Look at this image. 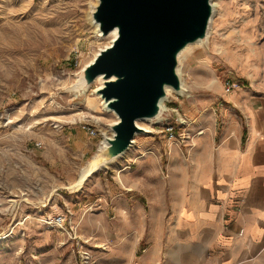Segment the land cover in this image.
Returning <instances> with one entry per match:
<instances>
[{
  "label": "rangeland",
  "instance_id": "obj_1",
  "mask_svg": "<svg viewBox=\"0 0 264 264\" xmlns=\"http://www.w3.org/2000/svg\"><path fill=\"white\" fill-rule=\"evenodd\" d=\"M6 1L0 0V264H110L109 235L153 231L177 169L191 166L195 137L205 129L197 124L222 120L228 94L243 78L222 55L236 44L245 48L249 33L260 47L264 0H214L209 38L182 59L179 76L189 94L170 93L166 120L143 121L132 146L83 185H76L80 172L101 153L114 121L94 82L85 93L70 89L108 43L89 13L95 0Z\"/></svg>",
  "mask_w": 264,
  "mask_h": 264
},
{
  "label": "crops",
  "instance_id": "obj_2",
  "mask_svg": "<svg viewBox=\"0 0 264 264\" xmlns=\"http://www.w3.org/2000/svg\"><path fill=\"white\" fill-rule=\"evenodd\" d=\"M248 35L245 48L222 55L243 77L222 120L197 124L205 129L191 166L177 169L153 231L109 235L110 264H264V39L254 48L255 33Z\"/></svg>",
  "mask_w": 264,
  "mask_h": 264
},
{
  "label": "water",
  "instance_id": "obj_3",
  "mask_svg": "<svg viewBox=\"0 0 264 264\" xmlns=\"http://www.w3.org/2000/svg\"><path fill=\"white\" fill-rule=\"evenodd\" d=\"M212 0H99L94 19L104 35L117 37L83 71L86 85L102 77L97 92L118 121L100 153L107 160L123 155L144 129L138 120L161 112L166 86L181 90L179 54L207 39Z\"/></svg>",
  "mask_w": 264,
  "mask_h": 264
},
{
  "label": "bare ground",
  "instance_id": "obj_4",
  "mask_svg": "<svg viewBox=\"0 0 264 264\" xmlns=\"http://www.w3.org/2000/svg\"><path fill=\"white\" fill-rule=\"evenodd\" d=\"M21 1L23 0H9V1H6V2H9V4L11 3V5H16V4H19ZM30 4H32L34 1L33 0H30ZM99 4V0H95V1H91L90 3V14L94 13L96 11V8ZM212 5H213V8H214V11H213V15L210 19V23H209V30L207 32V38H209V35L211 33V29H212V24H213V21H214V17L216 15V11H215V8H216V4L214 2V0H212ZM95 27H96V31H97V35L99 36L100 39H106L108 40V43L103 47V48H100L93 56V58L85 64L83 70H82V75H81V78H80V82L79 84H76L74 85L72 88H70L71 90H75L77 92H82V93H85L87 90V87L88 85H86V81L83 77V71L84 69L90 64L92 63L95 58L97 57V55L105 48L109 47L113 41L115 40V38L117 37V30L115 29L114 31H112L110 34L108 35H104L100 29V24L98 22H95L94 23ZM204 42L203 39H200L194 43H191L189 45H187L179 54V66L177 68V71H178V74L180 75V71H181V63H182V59L185 57V55H187L193 47L195 46H198V45H202ZM104 80L102 77H98L95 82H94V85L96 86V92L101 89L102 87H104ZM181 84H182V89L177 91V90H174L171 86H166V92H167V96L164 97L162 100H161V112L158 116L154 117V118H144V119H140L138 120V125L139 127L143 128L142 126V122L143 121H148V122H159V121H162V120H166L165 119V116H164V103L165 101L167 100L168 98V95L170 93H177L179 95H185V94H189L187 91V88L184 84V81L181 79ZM95 96L101 101L102 103V108L105 112L107 113H110L113 117H114V121L112 124H115L117 121H118V116L117 114L115 113L114 110L110 109L108 106H107V103L105 102V100L102 98L101 94H99L98 92L95 93ZM146 130V129H145ZM113 135V132L110 136ZM135 141V140H134ZM133 141V143H134ZM108 146V142L107 140H104L103 141V145L100 147V151L102 152L104 150L105 147ZM117 157H114V158H111L110 160H107L104 156H102L101 154H97L95 157H93V159L89 162L88 165L84 166L80 172V176L78 178V180L76 181V185H83L85 184L102 166H107L108 164L112 163L114 160H116Z\"/></svg>",
  "mask_w": 264,
  "mask_h": 264
},
{
  "label": "built area",
  "instance_id": "obj_5",
  "mask_svg": "<svg viewBox=\"0 0 264 264\" xmlns=\"http://www.w3.org/2000/svg\"><path fill=\"white\" fill-rule=\"evenodd\" d=\"M235 84L234 83H231L230 81L227 82V87H226V91L227 92H231L232 88H234ZM169 130V132L171 133V135H173V130H174V127H171V128H167Z\"/></svg>",
  "mask_w": 264,
  "mask_h": 264
}]
</instances>
